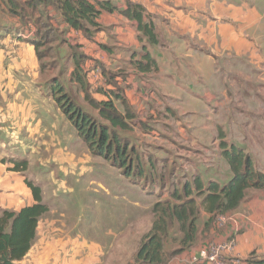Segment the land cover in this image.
<instances>
[{
	"label": "crops",
	"instance_id": "1",
	"mask_svg": "<svg viewBox=\"0 0 264 264\" xmlns=\"http://www.w3.org/2000/svg\"><path fill=\"white\" fill-rule=\"evenodd\" d=\"M86 1L97 9H100L101 4H109L115 8L113 12L100 10L95 19L98 26L90 27L89 33L86 34L68 27L60 11L53 5L54 0L39 7V12L45 15L42 19H46L61 34L60 42L55 43L54 48L71 62L66 73L64 70L56 73L51 68H43L44 58L39 60L37 57L32 44L37 39V29L32 20L21 21L18 16L8 12L7 0H0V135L6 133V127L11 123L15 133L36 138L41 132V127H44L47 133H52L59 129L61 123L65 130L69 128L70 132H74L82 143L75 128L59 109L53 93L44 94L45 91H50L53 82L61 84L63 88L73 86L74 90L79 91L78 98L74 99L75 103L83 107L85 112L91 108L78 84L71 82L74 54L76 57H82L79 67L84 74L87 93L93 101H112L117 111L123 114L124 111H120L119 106L123 108V105H126L133 111L137 107L141 109L144 105L158 104L159 99H168L187 115L190 122L187 129L193 130V144L205 148L218 146L214 139L209 142L206 134L208 129L212 133L216 126H199L195 120L197 117L194 118L195 114L182 107L179 100L181 95L171 87L173 83L169 78L174 76L179 67H185L183 63L187 66L185 68L199 67L196 54L210 53L203 29L199 30V34H192L195 28L193 16L210 22L214 28L216 25H239L237 32L231 33L234 40L248 37L257 40L264 35L261 32L264 30L262 6L242 2L244 5L237 8L238 5L230 0ZM127 4L139 5L144 9L141 23L152 26L155 44L150 43L143 32L138 30V21L127 19L120 13ZM148 57L153 64L149 62ZM261 115V129L256 131L259 128L256 124L251 125L254 129H250L253 133L249 138L254 136L256 140L249 143L245 149H239L250 157L255 170L264 174V109ZM132 131L131 129L121 133V138L127 140ZM226 139L225 136L224 142ZM221 153L222 150L217 153L220 155V158H216L217 172L213 171L216 165L212 162L215 161L207 163L209 161L203 159L200 164L202 170L196 168L199 171L195 170L197 173H194L191 182H187L192 184L196 178L204 184L217 182L220 173L218 166L224 160ZM155 160L153 157L147 158L146 162L141 159L143 169L152 162L156 163ZM1 161L2 158L0 197L10 196L11 191L8 188H12V180L16 183L17 176ZM192 166L193 164L191 168ZM226 176L224 178H227ZM9 198L11 200V196ZM13 200L15 205L24 203L19 194H16ZM31 200L33 204L32 197ZM196 200L199 202V199ZM0 209L7 210L1 204ZM196 226L194 243L168 257L164 264H205L194 263L192 259L199 257L209 245L225 243L231 239L235 241L234 250L223 253L222 260L237 259L243 264L248 260L264 261V190H247L238 208L222 215H211L201 208ZM146 233L147 231L144 234ZM137 249L138 241L127 262L121 260L114 263L113 259L107 258V253H104L98 244H82L60 226H50V221L43 219L38 223L36 237L29 252L18 264H136L134 258ZM177 249L179 246L168 250L167 253Z\"/></svg>",
	"mask_w": 264,
	"mask_h": 264
},
{
	"label": "rangeland",
	"instance_id": "2",
	"mask_svg": "<svg viewBox=\"0 0 264 264\" xmlns=\"http://www.w3.org/2000/svg\"><path fill=\"white\" fill-rule=\"evenodd\" d=\"M230 1L238 5L237 8L243 3L258 4L264 13V0ZM199 18L192 17L195 22L192 34H199L203 29L210 53L196 54L199 67L185 68L183 63L185 67H179L169 80L173 83L171 87L181 95L182 107L195 114L199 126H216L212 133L208 129L206 134L209 142L214 139L218 146L205 148L193 144V130L187 129L190 125L187 115L168 99H159L158 104L144 105L133 111L126 105L119 106V110L124 111L122 115L128 112L132 117L127 123L133 133H129L127 143L143 162L156 158V163L147 165L140 177L136 173L125 176L118 167L94 156L86 144L69 128L65 130L61 123L52 133L41 127L36 138L15 133L10 123L6 133L0 135V158L4 161L1 162L9 170L14 163L24 161L26 169L11 171L17 176L16 183L12 180V188H8L11 200L10 196L0 197V204L10 212L32 204L31 191L25 184L28 180L40 188L42 203L48 208L39 222L45 219L50 221V226H60L82 244H98L114 263L127 262L136 241L139 247L144 233L151 230L153 206L157 202L175 203L172 192L183 193L184 184L202 170L203 159L208 160L207 163L215 161L213 171L217 172L216 158H220L217 153L225 136L229 140L224 142L227 147L232 144L245 149L256 140L254 136L249 138L253 133L251 127L256 124L259 131L263 126L260 116L264 109V35L257 40L250 37L234 40L231 33L237 32L239 25L214 28L210 22ZM261 32L263 34L264 30ZM54 45L46 46L49 50L43 66L56 73L60 70L66 73L71 62ZM54 85L51 83L50 91L44 94L54 93ZM64 89L71 99L78 98V89L74 90L73 86ZM96 111L89 107L86 112L102 122ZM218 169L217 182L226 185L232 178L228 163L222 160ZM16 194L21 195L22 205H15ZM2 211L6 210L0 209V216ZM180 237L176 225H170L164 239L165 250L177 248Z\"/></svg>",
	"mask_w": 264,
	"mask_h": 264
},
{
	"label": "trees",
	"instance_id": "3",
	"mask_svg": "<svg viewBox=\"0 0 264 264\" xmlns=\"http://www.w3.org/2000/svg\"><path fill=\"white\" fill-rule=\"evenodd\" d=\"M54 1L53 5L60 11L68 27L85 34L89 33L90 27L98 26L95 19L100 10L108 12L115 10L109 4H101L100 9H97L86 0ZM47 4H50V0H7L9 13L18 16L23 22L32 20L34 23L37 29V39L32 44L39 60L46 57L49 50L46 46L59 43L61 37L58 29L46 19L43 20L45 15L39 12V7ZM120 13L127 19L138 21V30L143 32L150 43H156L152 26L141 23L144 14L141 6L127 4V7ZM81 60L82 57L72 55L74 71L71 75V82L78 84L85 94V100L94 110H97L98 117L105 123L95 120L83 111L67 95L63 86L54 82L56 90L53 97L59 109L94 156L103 158L113 167H118L125 176H131L134 173L139 177L142 176L141 159L120 136L121 133L131 130L127 123L132 118L131 115L128 112L125 115L120 114L112 101L95 102L89 97L87 85L83 79L84 74L79 67ZM148 60L153 64L150 57ZM119 131H121L120 134ZM220 146L221 156L228 163L232 173L231 180L226 185H220L214 181L204 184L196 178L192 184H184L182 194L176 190L172 192L171 198L175 203L157 202L152 209L154 221L151 230L141 238L135 254L136 264H164L168 257L189 248L196 239V221L201 208L208 214L222 215L237 209L247 190H264V174L255 170L250 157L233 145L227 147L224 142H221ZM25 169L24 161L16 162L12 168H9L10 171L16 172ZM25 184L31 191L34 203L17 212L2 211L0 216V264H18L26 256L35 239L39 219L48 211L47 206L42 203L40 188L28 180H25ZM196 199H199V202ZM172 224L176 225L177 232L181 235L179 249L167 253L164 239ZM245 263L264 264V261L248 260Z\"/></svg>",
	"mask_w": 264,
	"mask_h": 264
},
{
	"label": "built area",
	"instance_id": "4",
	"mask_svg": "<svg viewBox=\"0 0 264 264\" xmlns=\"http://www.w3.org/2000/svg\"><path fill=\"white\" fill-rule=\"evenodd\" d=\"M234 247L235 241L233 239L221 244H211L200 253L199 257L193 258L192 261L194 263L204 262L205 264H243L237 259H221L223 253L232 252Z\"/></svg>",
	"mask_w": 264,
	"mask_h": 264
}]
</instances>
